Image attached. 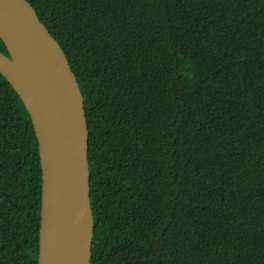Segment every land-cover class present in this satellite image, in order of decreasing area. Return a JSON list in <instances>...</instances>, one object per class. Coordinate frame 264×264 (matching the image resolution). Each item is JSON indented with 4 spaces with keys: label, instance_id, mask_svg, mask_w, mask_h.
<instances>
[{
    "label": "trees",
    "instance_id": "trees-1",
    "mask_svg": "<svg viewBox=\"0 0 264 264\" xmlns=\"http://www.w3.org/2000/svg\"><path fill=\"white\" fill-rule=\"evenodd\" d=\"M28 1L84 95L92 264H264V0ZM42 184L0 73V264H38Z\"/></svg>",
    "mask_w": 264,
    "mask_h": 264
},
{
    "label": "water",
    "instance_id": "water-1",
    "mask_svg": "<svg viewBox=\"0 0 264 264\" xmlns=\"http://www.w3.org/2000/svg\"><path fill=\"white\" fill-rule=\"evenodd\" d=\"M0 73L27 107L39 143L38 264H92L89 125L76 73L28 0H0Z\"/></svg>",
    "mask_w": 264,
    "mask_h": 264
}]
</instances>
